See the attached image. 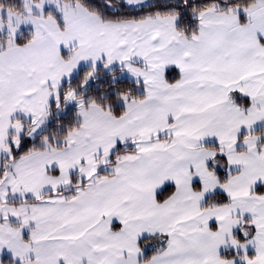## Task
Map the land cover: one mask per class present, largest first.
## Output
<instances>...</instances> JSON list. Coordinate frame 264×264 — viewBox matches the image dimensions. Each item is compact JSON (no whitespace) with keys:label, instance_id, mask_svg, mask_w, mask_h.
Segmentation results:
<instances>
[{"label":"snow or ice","instance_id":"6c2138e0","mask_svg":"<svg viewBox=\"0 0 264 264\" xmlns=\"http://www.w3.org/2000/svg\"><path fill=\"white\" fill-rule=\"evenodd\" d=\"M0 264H264V0H0Z\"/></svg>","mask_w":264,"mask_h":264}]
</instances>
